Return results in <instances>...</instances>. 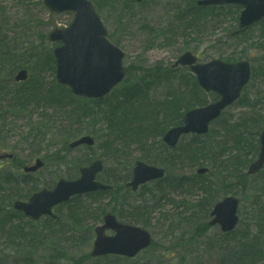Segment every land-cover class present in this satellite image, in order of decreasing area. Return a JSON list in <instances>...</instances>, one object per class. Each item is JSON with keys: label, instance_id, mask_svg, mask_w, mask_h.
I'll return each instance as SVG.
<instances>
[{"label": "rangeland", "instance_id": "rangeland-1", "mask_svg": "<svg viewBox=\"0 0 264 264\" xmlns=\"http://www.w3.org/2000/svg\"><path fill=\"white\" fill-rule=\"evenodd\" d=\"M90 1L107 37L125 54V80L103 101L105 109L113 107L119 128H108L98 117L81 129L75 116L87 112L91 104L70 98L55 79L53 51L60 43L49 41L48 34L67 27L73 13L53 14L43 0H0V69L10 78L6 92L0 91V151L14 155L0 163V264H224L233 257L238 264H264V170L247 176L248 157L237 176V161L244 152L231 134L236 125L235 133L242 131L245 137L252 131L247 118L256 116L257 122L264 118V21L241 29L240 7L200 9L197 0ZM186 51L202 63L248 61L252 77L206 135H186L170 149L162 135L178 125L189 108L217 100L216 94L196 89L188 68L172 69ZM20 69H27L29 78L17 85L13 78ZM22 86L38 90L24 101ZM133 88L137 95H124ZM50 93L56 100L48 101ZM184 96L189 107L174 111L171 104L168 109V103ZM129 124L134 132L116 137ZM83 135L93 136L95 146L70 148ZM112 142L121 151L108 149ZM206 150L209 153L202 155ZM37 158L44 167L26 176L22 167ZM97 159L104 163L97 179L113 185L114 191L121 187L117 180L126 188L138 160L163 167L166 175L119 201L123 210L114 191L86 193L55 207L56 222L48 223V217L32 221L16 213L13 224L1 228L15 214L16 200L53 189L60 179H77L80 169ZM200 167L209 172L197 174ZM228 195L240 200V223L223 234L209 226L210 212ZM107 212L146 228L153 238L150 248L133 259L92 257L95 228ZM197 229L203 230L201 235L194 233ZM260 249L262 253L251 255Z\"/></svg>", "mask_w": 264, "mask_h": 264}, {"label": "water", "instance_id": "water-1", "mask_svg": "<svg viewBox=\"0 0 264 264\" xmlns=\"http://www.w3.org/2000/svg\"><path fill=\"white\" fill-rule=\"evenodd\" d=\"M141 1V0H138ZM46 6L56 12L72 10L75 17L67 29H55L50 34L51 40H62L63 45L55 50L57 59V80L61 84L69 85L76 95L100 98L109 93L112 88L124 78L122 60L123 52L112 45L105 37L106 30L96 14L92 3L88 0H45ZM227 3L241 4L245 7L240 18L242 27L264 17V0H201L199 6L221 5ZM196 59L191 53L184 54L177 64L190 65L196 73L199 83L207 90H215L222 95V99L207 107L188 112L184 118V125L171 129L164 137L170 146H175L183 133H205L208 123L218 117L221 111L234 102L240 95L241 88L250 78L248 63L225 64L213 61L209 64H195ZM26 72L19 73L17 79H25ZM93 145L94 139L84 137L71 144ZM264 164V133L259 160L250 168L254 173ZM43 163L37 160L33 167L25 170L35 171ZM102 170L101 161L83 168L82 178L77 181L61 180L54 191L42 190L33 195L30 203L17 202L15 207L24 210L26 214L39 218L42 214H51L54 205L67 201L72 195L86 191L106 188L95 182L96 174ZM164 170L138 164L135 169L134 189L139 184L149 180L161 178ZM237 200L228 198L218 204L213 214L225 226V231L232 230L237 224L235 216ZM213 221V223L217 222ZM224 222V223H223ZM116 230L115 236H106L105 230ZM98 238L95 242L93 256L106 254H122L133 257L151 243L150 234L141 228L132 227L118 222L115 216L107 215L105 224L97 228Z\"/></svg>", "mask_w": 264, "mask_h": 264}, {"label": "flooded vegetation", "instance_id": "flooded-vegetation-1", "mask_svg": "<svg viewBox=\"0 0 264 264\" xmlns=\"http://www.w3.org/2000/svg\"><path fill=\"white\" fill-rule=\"evenodd\" d=\"M251 77H252V71H251ZM256 119H257L256 116L247 118V121L249 122L250 127L252 128V131H250L249 134H247L245 137L242 136L243 135L242 131L235 133V130L237 128L236 125L232 126V128H231V134L233 136L232 140L235 142H241L244 146V158L245 159H247L248 157L250 158V160L248 161V163L246 165V169H247L246 175L247 176L260 174V172L264 170V167H263L262 169L255 172L254 174L249 173V169H250L253 161L255 160L256 156L260 152L261 138H262V135L264 133V118L259 119V122H257Z\"/></svg>", "mask_w": 264, "mask_h": 264}, {"label": "trees", "instance_id": "trees-1", "mask_svg": "<svg viewBox=\"0 0 264 264\" xmlns=\"http://www.w3.org/2000/svg\"><path fill=\"white\" fill-rule=\"evenodd\" d=\"M4 89V88H3ZM2 89V87H0V91H3L4 93H5V91ZM51 96V97H50ZM54 95H52V94H50L49 95V97L48 98H50L49 100H48V98L46 97V99L48 100V101H53V100H56L54 97H53ZM68 96L70 97V94H68ZM71 98V97H70ZM33 99H34V97H33ZM59 99V98H58ZM58 99H57V101H58ZM179 102L182 104V98H181V100H180V98H179ZM184 102H187V100H184L183 101V103ZM97 107H98V103H97V105H96ZM171 107V103H169L168 104V108H170ZM171 108H173L175 111L177 110V108L178 107H174V106H172ZM87 117H92L93 118V122H94V120L95 119H97L98 117H100L98 120H100V119H103V121H105L106 123H107V127L108 128H110V129H112V127H117V128H119L118 126H117V122L116 121H114V114H113V110L112 109H109V110H107V112H103L102 113V115H100L98 112H96L93 108H92V112H91V116L90 115H87V113L85 112V113H83V114H76V123L78 124V125H82V127L81 128H85L86 127V125L88 124H85L84 123V121L87 119ZM119 119V118H118ZM118 121V120H117ZM79 128V127H78ZM132 129V128H131Z\"/></svg>", "mask_w": 264, "mask_h": 264}]
</instances>
